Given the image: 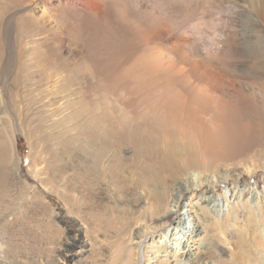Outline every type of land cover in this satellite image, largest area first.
<instances>
[{
  "label": "bare ground",
  "instance_id": "1",
  "mask_svg": "<svg viewBox=\"0 0 264 264\" xmlns=\"http://www.w3.org/2000/svg\"><path fill=\"white\" fill-rule=\"evenodd\" d=\"M54 196L90 264H264V0H0V264Z\"/></svg>",
  "mask_w": 264,
  "mask_h": 264
},
{
  "label": "rangeland",
  "instance_id": "2",
  "mask_svg": "<svg viewBox=\"0 0 264 264\" xmlns=\"http://www.w3.org/2000/svg\"><path fill=\"white\" fill-rule=\"evenodd\" d=\"M73 22L69 21L68 24H72ZM82 24L78 23V30L75 35L77 36L79 33L82 35ZM72 27V26H70ZM83 27V26H82ZM68 28V26H67ZM21 35V34H20ZM15 35V33L9 34V45L12 46L15 50L20 48V45L22 44V36ZM69 37V36H68ZM70 40L75 41V38L69 37ZM138 57H135L134 60H138ZM12 60V59H11ZM14 66L16 65L15 60L13 59ZM131 65V64H130ZM127 69L129 68V66ZM234 79H237L236 76H233ZM61 144L59 145V149H63L61 145L64 144V142L59 141ZM16 144H17V151H18V157L20 159V168L22 171V174L27 179V182L34 185L36 191L39 193H44L43 187L37 184L33 181L31 176H29L26 172V164L28 163V157H29V146L28 141L21 133L16 134ZM80 145V144H79ZM186 203V200L184 201ZM20 202H16V204L19 205ZM54 205V216L56 218V223L58 224L59 228L63 227L66 229V233H61L60 231L56 233V240L55 242L58 243V245L52 247L46 245V236L44 231L42 229H38L35 227V219L27 218V222L32 223L31 226H24V223H21L20 217L16 215L13 228L11 229L14 231V242H12L10 245L4 247V258L5 262L10 264H90L89 259L90 256H87V254H83L79 256L80 247L77 246H71L70 243L73 241L77 242H85L84 239V232L83 227L78 225H73L70 220L68 219V216L66 212L62 209L61 204L57 201V197H53V203ZM40 207V205H39ZM38 207V208H39ZM41 210V209H38ZM33 210L29 212L28 214H32V212H39L38 215L41 217V211ZM36 212V213H37ZM27 214V215H28ZM62 229V228H61ZM52 233V230H50ZM1 233V232H0ZM65 236V237H64ZM159 239L155 238L154 242L155 244L162 245L164 248V244L161 243L163 241H166L168 243V249L167 253L162 251L158 256L159 261L168 260V264H175L176 259L172 258V252H174V242L167 237ZM198 239V237L196 238ZM191 247V248H190ZM197 246L194 245V243H189L187 245L186 252L189 250L190 254L195 251L194 249ZM203 250V249H201ZM178 252V251H177ZM177 253L176 257H184L188 253ZM238 259L240 260L242 258L241 252L239 251L236 255ZM85 258V260L83 259ZM89 258V259H88ZM188 258V257H187ZM88 259V261H87ZM84 260V261H83ZM224 261V260H223ZM82 262V263H81ZM155 262V260L153 261ZM147 264V263H144ZM155 264V263H153ZM190 264V263H188Z\"/></svg>",
  "mask_w": 264,
  "mask_h": 264
}]
</instances>
